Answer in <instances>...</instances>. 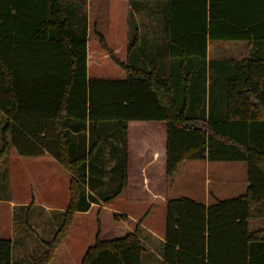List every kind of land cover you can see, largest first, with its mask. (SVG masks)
I'll use <instances>...</instances> for the list:
<instances>
[{"label":"trees","instance_id":"trees-1","mask_svg":"<svg viewBox=\"0 0 264 264\" xmlns=\"http://www.w3.org/2000/svg\"><path fill=\"white\" fill-rule=\"evenodd\" d=\"M128 2L125 61L94 30L126 76L87 79L86 0H0V159L12 146L21 156L50 155L69 174L66 208L53 210L52 234L39 240L29 264L49 263L75 212L122 192L130 120L166 122L167 185L185 161L246 165L243 194L208 205L187 196L167 200L164 264H264V0ZM142 14L158 16L162 45H176V57L156 62V53L139 52ZM207 41L251 46L239 58L207 60ZM35 206H13L19 234V219L27 223ZM139 227L110 239L97 233L79 264H140ZM21 238H0V264H11Z\"/></svg>","mask_w":264,"mask_h":264},{"label":"rangeland","instance_id":"rangeland-1","mask_svg":"<svg viewBox=\"0 0 264 264\" xmlns=\"http://www.w3.org/2000/svg\"><path fill=\"white\" fill-rule=\"evenodd\" d=\"M108 1L86 0L84 5L88 12L90 27L87 49L90 52L94 48L99 51L90 53L95 63L92 67L91 65L87 67L89 76L115 78L122 74L118 67L109 68L108 62L111 63L112 59L108 54H105L104 49L98 47V38L94 32L96 30L106 40L109 39L112 26L111 19H108ZM94 22H96L95 25ZM211 45L210 55L215 58L220 55L219 48L224 43L211 42ZM224 47L227 48L230 55L224 53L220 57H227V55L241 57L236 54L241 49L239 44L226 43ZM43 159L46 162H43ZM243 171L245 172V164L239 161H212L208 166H205L201 161H185L179 165L176 174H174L169 197L183 195L203 201L207 190L219 193L220 185H222L224 191H228L230 184L227 178L232 180L235 176L241 177V174H244ZM68 180L67 171L50 155L43 157L21 156L10 146L4 157L0 159V238L15 240L22 237L20 240L22 243L16 244L11 250V264H29L31 252L35 253L36 249L40 251L42 248L39 240L48 239L51 236L52 232L50 227L48 228L47 222L53 218L52 216L56 212L53 211L54 209L45 208L46 210H44L41 208L42 205H40L41 207H31L27 223H25V215H22L17 223L18 225L22 224L25 230L19 234L13 229L12 210L4 197L8 194L10 200L15 204L23 202L29 204L32 201L42 200L49 206L64 209L69 197ZM208 181L210 182L208 183ZM220 182L223 183L220 184ZM3 183L7 184V190L2 189ZM149 204L150 202L125 201L123 196H120L116 200L106 203L104 207L93 205L91 210L86 213L74 214L66 238L61 241L54 257L48 264H79L85 248L93 243L97 233L101 239H110L133 231L135 223L145 213ZM121 205L130 210L136 221L124 219L123 216L114 218L113 215L116 213L112 208Z\"/></svg>","mask_w":264,"mask_h":264},{"label":"crops","instance_id":"crops-1","mask_svg":"<svg viewBox=\"0 0 264 264\" xmlns=\"http://www.w3.org/2000/svg\"><path fill=\"white\" fill-rule=\"evenodd\" d=\"M108 19H111V33L109 35V39L106 40L104 38V42L107 45L108 52L112 53L117 59L120 61H125L127 54V44H128V28H127V15L129 12V2L128 0H109L108 1ZM86 10V9H85ZM87 13V39H86V78H103L98 76H89L87 73V67L93 65L95 60H92L91 52H99L96 48L92 49L90 52L87 49L88 42V31H90L89 21H88V12ZM159 18L158 16H154L153 14H142L139 19V23H146L143 27H140V50L139 52L143 53H156V62L159 58L165 57L166 53H178V47L171 46L168 49L164 47L163 41L161 40V35H159V25L157 22ZM190 20L187 18L186 21ZM96 22H94V25ZM93 25V29L95 26ZM156 25V30H153V26ZM139 28V29H140ZM100 33V32H99ZM97 36V35H96ZM98 38V37H97ZM98 39V47L104 49L99 44ZM226 45V43H237L239 44V49L236 54L242 56L247 52V49L251 46L246 42L238 41V42H221ZM221 46L219 48L220 56L224 53H230L227 51V48ZM212 48L211 42L207 41L206 44V57L207 60L212 58L210 55V50ZM105 54H108L107 50H105ZM109 55V54H108ZM161 55V56H160ZM174 55V54H172ZM227 55V56H228ZM173 57V56H172ZM170 58L173 60V58ZM168 56H166V59ZM112 59V58H111ZM109 63V68L118 67L122 74L119 77L108 78V79H122L126 76V71L118 66L114 60H111ZM177 66H175L176 68ZM166 68V67H165ZM173 68V66H172ZM124 70V73H123ZM166 122L163 120H130L127 123V183L122 190V192L116 196L114 199L110 200L107 203H110L120 196H123L125 201L130 202H150L147 210L138 220L140 227L138 229V236L140 238L141 244L144 247V250L141 254V263L140 264H164L162 257L163 245L165 242V221H166V202L168 199L177 198L180 196L169 197V189L172 185H167L165 179V160H166ZM47 154L38 156L43 157ZM49 156V155H48ZM37 157V156H36ZM194 162L201 161L205 166H208V160H190ZM43 162H46L43 159ZM240 162V161H239ZM183 163V162H182ZM180 163V164H182ZM244 163V162H243ZM179 164V165H180ZM245 164V163H244ZM179 167V166H178ZM178 170V168H177ZM241 174V177L235 176L232 180L227 178L230 189L228 191H224L222 185H220L219 193L211 192L207 190L203 201L197 200L205 205H208L214 201V199H228L235 197L237 195L243 194L247 188V178H246V165L245 172ZM176 174V173H175ZM210 181H208L209 183ZM223 182H220L222 184ZM68 188V184H67ZM188 197V196H187ZM191 198V197H190ZM11 199V198H10ZM194 199V198H193ZM211 199V200H210ZM9 207L13 208L15 203L10 200H7ZM35 204L42 205L46 209H58L60 208L49 206L47 203H44L42 200L34 201ZM21 204H27L25 202ZM106 204V203H105ZM105 204L100 206L104 207ZM93 205L91 204L90 208L83 212H75L77 213H86L91 210ZM120 205V204H119ZM113 211L118 214H123L126 216L124 219L135 220L131 215L130 210H128L125 206H115L112 208ZM71 228V227H70ZM135 229V227H134ZM69 232V231H68ZM132 232V231H131ZM68 234V233H67ZM66 234V235H67ZM126 234V233H125ZM66 236L63 238L65 239ZM95 239V238H94ZM84 253V252H83ZM82 258V257H81Z\"/></svg>","mask_w":264,"mask_h":264}]
</instances>
